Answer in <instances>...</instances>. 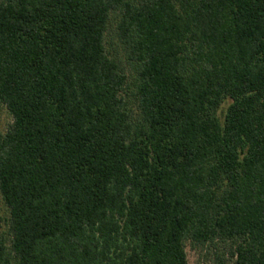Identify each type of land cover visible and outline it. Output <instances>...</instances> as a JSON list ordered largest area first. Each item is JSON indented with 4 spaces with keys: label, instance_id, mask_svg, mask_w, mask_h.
Listing matches in <instances>:
<instances>
[{
    "label": "trees",
    "instance_id": "16d2710c",
    "mask_svg": "<svg viewBox=\"0 0 264 264\" xmlns=\"http://www.w3.org/2000/svg\"><path fill=\"white\" fill-rule=\"evenodd\" d=\"M4 107L0 264H264V0H0Z\"/></svg>",
    "mask_w": 264,
    "mask_h": 264
},
{
    "label": "rangeland",
    "instance_id": "374dc122",
    "mask_svg": "<svg viewBox=\"0 0 264 264\" xmlns=\"http://www.w3.org/2000/svg\"><path fill=\"white\" fill-rule=\"evenodd\" d=\"M220 110L223 115L226 107ZM12 122V116L9 111L4 107L0 115V131L5 132ZM10 209L5 203L3 195L0 190V233L9 239L10 237ZM188 253L189 264H234L229 247L220 244L218 248L212 246H198L194 245L191 241L186 244ZM221 255L220 259L219 256Z\"/></svg>",
    "mask_w": 264,
    "mask_h": 264
}]
</instances>
